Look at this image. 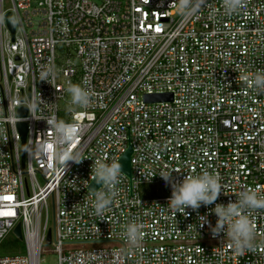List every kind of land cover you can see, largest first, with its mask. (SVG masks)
<instances>
[{"label":"built area","instance_id":"built-area-1","mask_svg":"<svg viewBox=\"0 0 264 264\" xmlns=\"http://www.w3.org/2000/svg\"><path fill=\"white\" fill-rule=\"evenodd\" d=\"M10 3L0 0V247L18 239L21 224L25 251L0 255V264H41L50 199L57 264H264V211L251 216L255 247L237 254L226 233L214 238L200 227L199 215L215 226V205L188 214L172 209V188L159 176L218 174L216 203L224 205L248 189L264 193V92L249 84L264 73V0H247L238 14H227L223 0H205L191 17L180 13L179 0ZM48 68L53 84L41 81ZM69 84L87 87L93 102L72 105ZM164 94L173 101L144 100ZM34 98L44 102L30 112ZM53 117L73 126L74 142H54L46 121ZM18 123L28 129L25 167ZM129 144L132 182L122 173L113 205L97 216L89 189L94 161H119ZM62 148L82 162L62 170ZM132 221L143 225L138 246L126 234ZM102 243L116 246L65 249Z\"/></svg>","mask_w":264,"mask_h":264},{"label":"clouds","instance_id":"clouds-1","mask_svg":"<svg viewBox=\"0 0 264 264\" xmlns=\"http://www.w3.org/2000/svg\"><path fill=\"white\" fill-rule=\"evenodd\" d=\"M205 0H179L178 10L185 17L195 15ZM225 12L227 14H238L247 6V0H223ZM55 73L53 69L48 68L41 73V81H48L53 84ZM52 77V79H49ZM250 86L258 91L264 92V73H257L251 80ZM67 92L71 96V103L77 107H88L93 102L91 91L80 84H69ZM40 98L37 102L33 99V104L29 106L30 112L38 107V103H43ZM47 124L55 128L57 145L71 144L74 142L77 133L73 126L66 125L58 121L55 117L46 120ZM46 152H51L52 144L44 147ZM57 161L63 166L62 170L69 168V162L79 164L82 162L77 155L69 152L67 149H61L56 153ZM92 173L94 180L102 184L98 191L93 190L95 201L93 204L94 213L97 216H103L105 212L113 205L115 198L118 196L117 186L120 183L122 164L120 160H114L107 163L102 160L94 161ZM151 175V173H149ZM160 177L172 188V195L169 198L170 207L179 212H188V208L198 211L202 206L215 205L210 209V213L217 216L215 226L211 224L208 215H199L200 227L207 225L214 238H218L221 233L232 241L233 249L237 254L252 250L256 237V228L252 214L257 211H264V193L260 189H248L238 194L235 202H229L227 205L216 203L222 192L220 176L215 173L204 171L199 175L185 176L182 180H177L171 173L161 172ZM226 226V228H225ZM143 225L132 221L126 227L127 237L133 245H140L143 241Z\"/></svg>","mask_w":264,"mask_h":264},{"label":"water","instance_id":"water-1","mask_svg":"<svg viewBox=\"0 0 264 264\" xmlns=\"http://www.w3.org/2000/svg\"><path fill=\"white\" fill-rule=\"evenodd\" d=\"M6 22L8 25L9 30L11 31L12 36L15 35V20L13 17V14L11 12L6 14ZM144 100L146 103H159V102H166V101H173V95L172 94H164V95H146L144 97ZM28 115V109L26 107H22L18 110V116L21 118H25ZM19 133L21 135V161L22 166L25 167L26 163V145H27V136H28V129L26 123H18L17 125ZM133 154L132 146L131 144L128 145L127 150L120 158V163L122 164V172L127 175V177L132 182V165H131V157ZM102 184H98L95 181H93L89 187L90 191L93 193V190H98ZM54 232V226L53 228H50L47 235V241L46 244L49 246L52 243V235ZM14 234L19 240L23 239L22 231H21V224H18L14 230Z\"/></svg>","mask_w":264,"mask_h":264},{"label":"rangeland","instance_id":"rangeland-1","mask_svg":"<svg viewBox=\"0 0 264 264\" xmlns=\"http://www.w3.org/2000/svg\"><path fill=\"white\" fill-rule=\"evenodd\" d=\"M5 1V6L6 7H11L10 0H4ZM67 101H71V98H68ZM61 107L68 110L69 105L68 103H62ZM74 110H79V108L74 107ZM144 190H155L157 195H163L164 191L158 186H146L143 188ZM48 206H49V227L53 228L54 226V205L52 200L50 199L48 201ZM8 241H12L10 243H17V247H12V246H2L0 247V255H13V254H20L24 253L25 248H24V243L19 240L14 238L13 236H10ZM6 242V241H5ZM116 246V244H107V243H102V244H76L72 246H66L65 249H94V248H101V247H112ZM54 247L53 246H44L43 253L41 256V264H57L58 261V256L56 253L53 252Z\"/></svg>","mask_w":264,"mask_h":264},{"label":"trees","instance_id":"trees-1","mask_svg":"<svg viewBox=\"0 0 264 264\" xmlns=\"http://www.w3.org/2000/svg\"><path fill=\"white\" fill-rule=\"evenodd\" d=\"M10 242H12V241H8V240H6V242H4L3 244H2V246L4 247V246H12V247H17V243H15V242H13V243H10ZM1 246V247H2Z\"/></svg>","mask_w":264,"mask_h":264},{"label":"snow or ice","instance_id":"snow-or-ice-1","mask_svg":"<svg viewBox=\"0 0 264 264\" xmlns=\"http://www.w3.org/2000/svg\"><path fill=\"white\" fill-rule=\"evenodd\" d=\"M8 199H11V197H8Z\"/></svg>","mask_w":264,"mask_h":264}]
</instances>
